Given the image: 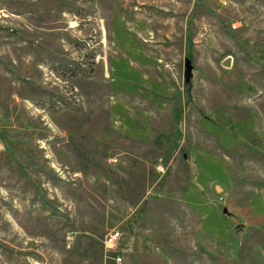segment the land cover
I'll list each match as a JSON object with an SVG mask.
<instances>
[{
	"label": "rangeland",
	"instance_id": "1",
	"mask_svg": "<svg viewBox=\"0 0 264 264\" xmlns=\"http://www.w3.org/2000/svg\"><path fill=\"white\" fill-rule=\"evenodd\" d=\"M115 253L264 264V0H0V264Z\"/></svg>",
	"mask_w": 264,
	"mask_h": 264
},
{
	"label": "built area",
	"instance_id": "2",
	"mask_svg": "<svg viewBox=\"0 0 264 264\" xmlns=\"http://www.w3.org/2000/svg\"><path fill=\"white\" fill-rule=\"evenodd\" d=\"M121 237H122V231L118 229L117 227H112L104 235L103 242L106 246L115 247L119 243V240L121 239ZM112 259L116 264H120L122 261V257L118 253H115V255L112 256Z\"/></svg>",
	"mask_w": 264,
	"mask_h": 264
},
{
	"label": "water",
	"instance_id": "3",
	"mask_svg": "<svg viewBox=\"0 0 264 264\" xmlns=\"http://www.w3.org/2000/svg\"><path fill=\"white\" fill-rule=\"evenodd\" d=\"M222 63L224 65H229L230 64V56L225 58L222 61ZM191 68H192V65L190 63V60H189V58H186V60H185V72H184V75H185L186 78H188L190 76Z\"/></svg>",
	"mask_w": 264,
	"mask_h": 264
}]
</instances>
